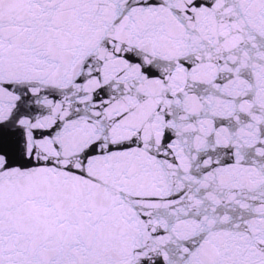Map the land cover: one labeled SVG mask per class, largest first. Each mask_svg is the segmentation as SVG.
Segmentation results:
<instances>
[{"label": "snow or ice", "instance_id": "obj_1", "mask_svg": "<svg viewBox=\"0 0 264 264\" xmlns=\"http://www.w3.org/2000/svg\"><path fill=\"white\" fill-rule=\"evenodd\" d=\"M0 264H264V0H0Z\"/></svg>", "mask_w": 264, "mask_h": 264}]
</instances>
